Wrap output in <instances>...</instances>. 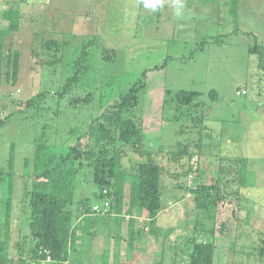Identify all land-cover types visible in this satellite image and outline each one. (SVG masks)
Instances as JSON below:
<instances>
[{
    "label": "rangeland",
    "instance_id": "rangeland-1",
    "mask_svg": "<svg viewBox=\"0 0 264 264\" xmlns=\"http://www.w3.org/2000/svg\"><path fill=\"white\" fill-rule=\"evenodd\" d=\"M13 9L21 15L20 30L2 35L10 25L4 14ZM52 36L66 41L62 49L49 52L45 48V39ZM1 38L4 56L21 52V67L17 84L4 82L1 89V118L16 114L0 129V230L6 211L2 205L8 197L12 198V223L18 220L22 225L26 216L23 194L33 172L32 162H26L34 157V140L45 137L50 143L56 137L59 143L70 137L67 145H74L97 117L99 106L127 92L144 72L147 93L161 87L173 96L187 91L199 97L192 108L176 109L174 97L167 94V103L175 108L171 104L163 110V103L153 104L146 92L140 95L138 116L146 117L144 126L153 134L139 148L144 156L159 157L156 160L165 170L162 205L168 215H159L157 226L173 232L167 239L152 237L153 252L139 257V264L187 262L186 242L195 235L198 211L185 187L217 184L223 170L236 168L229 161L232 158L255 157L264 169V0H0ZM85 51L88 70L78 86L56 101L59 85L75 72V61ZM242 88L246 95L238 94ZM49 91V99L27 105ZM89 94L88 103L71 104V98ZM192 145L200 167L193 181L182 175L189 159H172L179 154L176 151ZM12 146L15 162L11 167ZM140 161L138 154L131 153L123 165L129 168ZM82 179L75 207L84 197L90 207L100 203L95 197L97 185ZM237 185L238 179L227 191ZM232 196L219 203L214 220L204 219V227L209 229L212 223L215 230L213 236L204 235L216 244L214 264H264V185L244 189L238 199ZM112 228L115 232V223L104 225V233ZM26 232L16 236L25 237ZM89 236L86 233L84 239ZM98 244L97 252L103 248ZM24 245L27 250L31 239ZM120 245L115 247L119 254ZM104 249L98 254L102 261L109 250ZM133 254L127 250L119 257L124 263Z\"/></svg>",
    "mask_w": 264,
    "mask_h": 264
},
{
    "label": "trees",
    "instance_id": "trees-1",
    "mask_svg": "<svg viewBox=\"0 0 264 264\" xmlns=\"http://www.w3.org/2000/svg\"><path fill=\"white\" fill-rule=\"evenodd\" d=\"M10 21L9 29L2 32V35L10 32H17L21 27V15L16 10H9L4 14ZM0 41V109H1V89L5 83L7 85H16L19 79L21 67V52L15 50L4 56V38ZM66 41L60 42L56 37L45 39V48L51 50L62 49ZM258 47L254 50L257 51ZM88 53L85 51L75 61V72L65 79L64 83L59 85L55 93L58 98L56 101H62L73 88L78 86L83 75L88 70L84 65L88 59ZM49 64L51 62H48ZM52 64V63H51ZM147 72L143 73V78L131 85L127 92L120 93L114 99L109 98L98 108L97 117L93 118L86 130L77 137L74 145L68 146L70 140L54 142L45 139L36 138L34 140V157L27 160V164L32 162L33 172L30 180L25 185L23 194L24 213L26 214L29 235H21L18 244V257H12L11 243L13 241L11 206L12 198L8 197L2 205L5 211L4 226L0 230V264H66L72 257L71 244L76 241V230L74 220L79 214L85 216L86 221H90L89 226L100 225V217H110L115 214L116 222L126 212L129 215H147L149 220L135 229L134 219L131 217L128 226L127 250H134L135 243L141 238L143 233H148L160 237H169L172 229L164 231L157 226V218L163 210L162 194L163 183L162 176L165 170L162 164L156 160L159 157H153L151 154L144 156L141 150L146 137L144 117L139 115L138 107L141 102L140 95L147 90L145 81ZM98 83L97 78L93 82ZM111 85V81L107 83ZM51 92H42V94L33 97L27 102L29 107H33L41 100L49 99ZM147 93V92H146ZM215 93V92H214ZM153 104L161 102L162 109L169 107L174 103H167L166 95L173 93L161 87L153 88L147 93ZM92 95L86 97L71 98L72 105L88 103ZM178 108H192L193 102L199 97L197 92L180 91L173 96ZM175 108V106L173 105ZM16 113H12L6 118H1L0 111V129L3 128ZM144 118V119H143ZM82 128V127H81ZM80 128V129H81ZM74 131L71 135L73 136ZM86 140V141H85ZM192 147L187 146L184 150H178L179 154L173 155L174 162H179L183 158L189 159V166L182 175H199L200 167L197 172L193 171L191 160L195 152H191ZM131 153L138 154L142 161L131 163L128 167L123 165L124 159H130ZM143 157H142V156ZM147 157V158H146ZM231 163L236 164L234 170H223L222 178L217 184L205 185L197 184L185 187L192 195L197 213L196 224L192 232L195 234L188 239L189 252L187 262L180 264H214V255L216 244L205 234L214 235L212 223L209 229H206L205 218L215 219L216 210L220 202L227 200L230 195L236 199L239 198L244 189L254 184L253 178L249 173V163L247 158H232ZM15 153L12 150L9 158V165L14 166ZM234 172L235 176H231ZM233 173V174H234ZM91 180L98 187L95 197L101 200L95 205L103 206L104 202L110 201L111 207L107 214H97L92 207L87 205L88 198H80L78 207L76 203V190L79 184V177ZM2 177V176H1ZM238 179L237 189L228 192L231 188L230 183ZM31 183V185H30ZM182 185V189H183ZM12 191V184L9 187ZM106 191V193H105ZM232 196V197H233ZM205 216V217H204ZM102 228V227H101ZM91 229L88 228V233ZM203 232V233H202ZM197 233H202L196 236ZM120 226H117L116 247L120 245L121 235ZM204 236V237H203ZM31 239V246L26 250L24 247L27 239ZM23 240V241H22ZM46 251V252H44ZM115 256V263L119 261V253ZM50 257L51 260L47 261ZM107 257V255H106ZM177 264V263H174Z\"/></svg>",
    "mask_w": 264,
    "mask_h": 264
},
{
    "label": "crops",
    "instance_id": "crops-1",
    "mask_svg": "<svg viewBox=\"0 0 264 264\" xmlns=\"http://www.w3.org/2000/svg\"><path fill=\"white\" fill-rule=\"evenodd\" d=\"M153 109V108H151ZM159 114V113H158ZM161 114V113H160ZM149 115V114H148ZM157 115H155V120ZM144 120L147 121L146 117L144 116ZM148 122V121H147ZM155 131V130H154ZM156 132V131H155ZM146 133V137L152 136V132L146 128L145 130ZM156 135V134H154ZM230 143V141H229ZM262 145L264 147V137H262ZM240 158H247V157H240ZM250 163L248 166V170L250 175L252 176V180L254 181L253 187L256 186H260V185H264L261 184L260 182H264V169L261 166L257 165L256 162V158L252 157V158H247ZM168 209L165 208L163 209L159 215H162L165 213V215H168ZM125 215H123L118 224L116 222V213L111 215L110 217H100V225L95 226V227H90V221H86L85 220V216L82 214H79L77 217H75L74 220V228L76 230V241L74 242V244H71V254L72 257L70 258V261L66 264H116L115 263V256H116V232H117V226H120V235H121V245H120V254L119 256L121 257V254L123 256H125L126 252H127V238H128V226H129V222H130V218L132 217L134 219L135 222V229L139 228V226L143 223H145L146 221L149 220L147 215H129L126 212H124ZM158 215V216H159ZM162 217V216H161ZM18 219H20L19 217H17ZM15 220V219H14ZM109 222H111L109 224ZM14 223V224H13ZM12 223V231H13V241L11 243V254L14 256L12 257H18L19 252L17 251L19 249L18 244L20 242V237L19 236V232H23L25 233V231L27 230L25 237L29 235V228H28V224H27V218L26 216L24 217L23 223L22 225H20V222L18 220H15V222ZM115 223V232L112 228V231H108V233H104V229L103 226L109 225L111 226V224L113 225ZM21 226V227H20ZM102 227V228H101ZM88 228H90L91 230L88 233ZM125 229L127 231V238H125ZM16 232H18V236H16ZM89 234V238L88 239H84L85 234ZM154 237V241L156 240L155 236L150 235L148 233H143L141 238L137 240V242L135 243V248L132 251L133 256H129L128 258L125 257V262L123 263L121 261V258L119 257V261L118 264H139V257H143V255L145 254L146 257L147 254L152 253L153 250L151 249V238ZM28 240L30 241V238L27 239V241L25 242L28 243ZM109 240H111V242H109ZM98 243H101V245H103L102 249H100L98 252L95 250V245H99ZM122 243H126L125 246L122 245ZM110 244L113 245V249L110 248ZM123 246V249H122ZM25 247V245H24ZM108 248L109 250H107V257L105 260H100L99 259V253H103V251L105 250L104 248ZM125 247V248H124ZM26 248V247H25ZM121 249L123 251H121ZM144 250V251H143ZM151 251V252H150ZM93 257V258H92ZM93 259V261H92ZM42 264H47L46 262H42Z\"/></svg>",
    "mask_w": 264,
    "mask_h": 264
},
{
    "label": "built area",
    "instance_id": "built-area-1",
    "mask_svg": "<svg viewBox=\"0 0 264 264\" xmlns=\"http://www.w3.org/2000/svg\"><path fill=\"white\" fill-rule=\"evenodd\" d=\"M238 94L246 95L247 94V90L245 88H242L238 92ZM198 161H199V159H198V156L197 155H195L192 158V160H191V165L193 167V171L194 172H197L198 169H199V163H198ZM193 178H194V175L193 174L189 176V179L190 180H192ZM105 193H106V191H105ZM110 207H111L110 201H106V202H104V205L103 206L95 205L93 207V211L96 212L97 214H99V213H101V214H107L109 212V210H110ZM44 252H46V251H44ZM50 260H51V258L48 257L47 258V261H50Z\"/></svg>",
    "mask_w": 264,
    "mask_h": 264
}]
</instances>
